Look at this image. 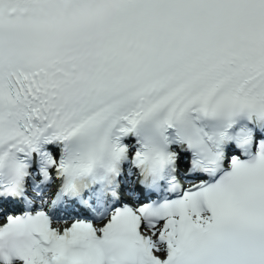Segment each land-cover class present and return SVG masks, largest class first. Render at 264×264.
<instances>
[{
  "label": "snow or ice",
  "instance_id": "snow-or-ice-1",
  "mask_svg": "<svg viewBox=\"0 0 264 264\" xmlns=\"http://www.w3.org/2000/svg\"><path fill=\"white\" fill-rule=\"evenodd\" d=\"M0 221V264H264V0H0Z\"/></svg>",
  "mask_w": 264,
  "mask_h": 264
},
{
  "label": "bare ground",
  "instance_id": "bare-ground-1",
  "mask_svg": "<svg viewBox=\"0 0 264 264\" xmlns=\"http://www.w3.org/2000/svg\"><path fill=\"white\" fill-rule=\"evenodd\" d=\"M1 222H3V221H1ZM69 223H70V221L68 222V225H69ZM68 225H66V226H68ZM54 226H57V225H54ZM60 227H63V225H59Z\"/></svg>",
  "mask_w": 264,
  "mask_h": 264
}]
</instances>
